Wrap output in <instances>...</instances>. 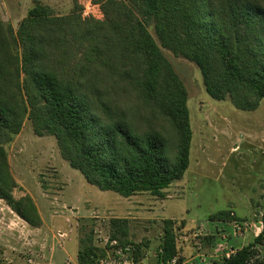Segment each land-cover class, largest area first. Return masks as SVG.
<instances>
[{"label": "trees", "instance_id": "obj_1", "mask_svg": "<svg viewBox=\"0 0 264 264\" xmlns=\"http://www.w3.org/2000/svg\"><path fill=\"white\" fill-rule=\"evenodd\" d=\"M93 2L101 21L79 10L59 17L41 3L16 32L0 20V200L35 228L41 219L32 199L13 196L6 150L26 119L37 136L55 137L61 157L102 192L163 197L189 168L187 92L139 16L154 20L165 49L199 68L213 100L253 112L264 99V0ZM236 220L230 210L209 216ZM176 231L174 221L164 222L160 264L181 262ZM92 232L81 240L78 264L107 257ZM109 232L121 247L135 245L128 220L112 219ZM262 241L263 233L214 264H263ZM134 249L135 263L141 249Z\"/></svg>", "mask_w": 264, "mask_h": 264}, {"label": "rangeland", "instance_id": "obj_2", "mask_svg": "<svg viewBox=\"0 0 264 264\" xmlns=\"http://www.w3.org/2000/svg\"><path fill=\"white\" fill-rule=\"evenodd\" d=\"M36 3L59 17L79 10L83 18L103 20L101 7L93 0H0V20L16 32ZM139 18L187 92L192 141L183 179L163 197L141 193L124 198L102 192L61 157L55 137L37 136L26 119L6 150L17 183L13 196L32 199L41 226H30L0 200V264H78L81 240L91 231L94 245L107 251L100 264H121L117 250L109 245L112 219L128 220V239L135 244L130 247L141 249L135 264H160L166 220L176 223L180 264H196L195 254L189 256L196 250L211 256L219 253V260L209 264L221 263L231 249L235 253L261 233L257 259L264 264V99L253 112L236 109L229 99L213 100L199 68L161 45L154 20ZM223 210L233 211L238 219L222 227L226 248L216 246L219 236L209 221L210 215ZM184 248L190 250L186 257ZM135 255L130 259L136 260Z\"/></svg>", "mask_w": 264, "mask_h": 264}, {"label": "crops", "instance_id": "obj_3", "mask_svg": "<svg viewBox=\"0 0 264 264\" xmlns=\"http://www.w3.org/2000/svg\"><path fill=\"white\" fill-rule=\"evenodd\" d=\"M212 224L214 225V228L217 230V233H216V235L217 236H219V237H217L215 240H216V246L217 247H219V246H222V247H225L226 246V243L224 242V238L223 239H221V237L220 236H222V227L224 226V224H226L225 222H219V221H216V222H212ZM264 228V227H263ZM219 240H221L222 241V243H219ZM231 243V242H230ZM243 246V245H242ZM245 246V245H244ZM226 248V247H225ZM241 248V247H240ZM182 251V256H184V257H186L187 256V254H189L190 253V250L189 249H187L186 250V248H184V249H182L181 250ZM230 253H234V250L233 249H231V252ZM195 254V255H194ZM229 253H227V255H228ZM194 255V262L196 263V264H209L210 262H212V261H218L219 259H218V257L220 256V254L219 253H215L214 255H204L203 253H201V252H198L197 250H196V252L195 253H193V254H189V256H190V258L192 257ZM226 255V256H227ZM181 256V257H182ZM183 258V257H182ZM213 263V262H212ZM185 264V263H184Z\"/></svg>", "mask_w": 264, "mask_h": 264}, {"label": "built area", "instance_id": "obj_4", "mask_svg": "<svg viewBox=\"0 0 264 264\" xmlns=\"http://www.w3.org/2000/svg\"><path fill=\"white\" fill-rule=\"evenodd\" d=\"M109 245L111 246V248L113 250H117L116 252H117L118 258L116 261H119V262L121 261L120 262L121 264H135L133 259H130V255H133L134 250H135L133 247H130V246L120 247V245L118 244V241H110ZM161 253H162V249H160V251H159V254H161ZM231 254H233V253L228 254L226 257L228 258ZM112 263H113V261H112ZM166 264H180V262L177 258H174V259L166 262Z\"/></svg>", "mask_w": 264, "mask_h": 264}]
</instances>
